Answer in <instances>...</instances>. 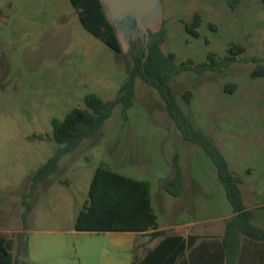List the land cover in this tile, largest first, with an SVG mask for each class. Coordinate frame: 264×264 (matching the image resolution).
I'll return each instance as SVG.
<instances>
[{"label": "rangeland", "instance_id": "rangeland-1", "mask_svg": "<svg viewBox=\"0 0 264 264\" xmlns=\"http://www.w3.org/2000/svg\"><path fill=\"white\" fill-rule=\"evenodd\" d=\"M162 3V29L151 42L174 54L177 64L198 67L211 63V56L218 65L178 75L171 82L177 103L195 128L230 157L245 204L261 207L264 75L253 74L264 67V0ZM139 45L144 48L139 41L128 53L115 52L84 29L70 0H0V236L11 242L14 264H100L102 251L111 250L108 235L74 228L85 200L75 176L81 172L83 180L91 181L100 162L113 167L117 160L135 176L162 172L164 180H152L154 202L178 170L196 201L179 219L213 220L232 211L214 162L200 145L183 137L158 90L141 78L133 106L125 113L121 103L116 105L101 132L65 155L44 183L65 184L69 178L72 185H43L36 196L26 197L33 174L61 147L54 140L52 120L62 121L74 108H84L88 94L105 101L118 98ZM232 47L243 51L230 54ZM120 128H135L137 139L117 140ZM25 200L31 211L24 220ZM168 203L164 212L156 204L155 209L172 219ZM253 212L264 216L263 208Z\"/></svg>", "mask_w": 264, "mask_h": 264}, {"label": "trees", "instance_id": "trees-1", "mask_svg": "<svg viewBox=\"0 0 264 264\" xmlns=\"http://www.w3.org/2000/svg\"><path fill=\"white\" fill-rule=\"evenodd\" d=\"M70 2L78 11L84 29L115 52L121 53L115 30L108 21L100 0H70ZM186 29L197 37V32L192 28L186 27ZM242 51L240 47L229 49L230 54ZM209 60L211 63L191 67L189 63L177 64L175 55L165 54L156 43L151 42L147 57L144 48L139 45L135 50L129 82L118 98L105 101L96 94H88L83 100L84 108H74L62 121L52 120L53 137L61 147L33 174L31 191L26 197L31 196L41 183L56 173L64 155L73 152L85 139L92 138L101 131L105 122L112 116L116 105L121 103L125 113L133 106L136 80L141 78L158 90L169 115L183 137L200 145L214 162L234 213L227 223L223 237L227 264H238L243 238L264 241V230L254 227L251 223L252 212L244 205L240 189L241 180L231 172L227 160L216 145L201 130L195 128L183 113L171 87V82L185 70L191 69L196 73L215 70L217 63L211 56ZM263 75L264 67L262 72L253 74L254 77ZM189 97L188 93L187 101ZM164 189L173 196L182 194L184 184L178 170L176 175L166 182ZM150 192L148 183L124 177L99 166L90 188V205L78 215L76 230L79 232L128 231L134 229L132 224H127L128 218L130 221L135 220L137 227L133 231L144 232L151 228L153 232L149 234L150 237L159 238L161 241L143 258L134 257L131 264H176L186 250V240L182 236L158 230V218L151 207ZM23 203L25 220L30 214L31 205L26 200ZM19 238L18 253L22 255L25 248L24 235L20 233ZM0 264H14L11 242L2 236H0Z\"/></svg>", "mask_w": 264, "mask_h": 264}, {"label": "crops", "instance_id": "crops-1", "mask_svg": "<svg viewBox=\"0 0 264 264\" xmlns=\"http://www.w3.org/2000/svg\"><path fill=\"white\" fill-rule=\"evenodd\" d=\"M116 132L121 134L118 137H116L117 140L118 139L135 140L137 139V135H134V133H137L139 131H136L135 128H129L128 130H124L123 128H120V130ZM126 134L128 135L126 136ZM222 154L227 160L229 167L231 168L230 157L223 152ZM114 156L116 158H119V153L116 152ZM63 157L61 158L59 165ZM116 162L113 159L112 166L113 167L115 166L116 167L115 169H113V167H111L110 165L102 162L98 163L99 164L98 167L103 166L106 169L111 170L124 177L137 180L139 182L148 183L151 189L150 192L151 207L158 218L157 219L159 226L158 230L166 231L169 234H176L185 238L186 246H187L186 250L179 257L176 264H227L226 251L223 246V237L225 234L227 223L234 216L233 209L226 216L217 217L213 220L208 219L203 221H198V220L186 221L184 219H179L181 218V212H183L184 210L190 211L193 210L194 207H196L195 197L190 192L187 191L188 189L185 187V184H184V190L182 194L179 196L171 195L164 189V186H161L162 189L160 190L159 196L156 199V202H154L153 195H154L155 187L152 184L153 182L152 180H156V181L164 180L163 179L164 177L162 178L160 177L161 175H163L162 172L157 173L155 174L156 176H152L149 178H148V174H144V172L139 173V176L130 175L127 173V170L123 165L118 166ZM82 176L83 175L81 172L76 174L75 176V180L81 182V186H80L81 191L85 195L84 203L81 205V207L78 209L75 215V223H74L75 231H77L76 221L78 215L80 214L81 211H83L87 206L90 205L89 204L90 188L93 179H91V181L86 179L83 180ZM50 177L46 179L43 183H41L32 195L36 196V194H38V192L43 187V185H46L47 188L48 187L50 188V186L53 184L66 185L68 187L72 185V181L69 178H65V184H62L61 180H58L55 183L53 182V184L50 185L44 184L46 183V181L50 179ZM241 185L242 184H240V186ZM99 189H102V187H99ZM260 192L261 189L258 191V193L260 194ZM242 198H243V194H242ZM167 202H169L168 205H170L169 217H172V219L168 218L164 213L162 215H158L156 213L155 204L159 206L162 212H164L166 210L165 206ZM244 205L246 206L247 210H250L252 212V220H251L252 225L256 228L264 230V223L260 221V220H264V216L261 215L257 216L253 212V210L256 208L264 209V203L261 207H249L245 204V202ZM173 218H176L175 219L176 221H173ZM255 221L258 222V224H260V226L262 227L255 225L254 224ZM127 224H132L134 229H130L128 231H106V232L81 231L82 233H103L108 235L109 237L108 243L111 246V250L102 251L99 260L100 264H131L134 257L137 256L138 258H143L149 250L155 248L161 241V239L159 238L152 239L150 237L149 234L153 232L151 228L148 231H144V232L133 231L136 230L135 228L137 227V222L135 220L130 221L129 218ZM238 264H264V241H256L251 238L244 237L242 241V250L238 260Z\"/></svg>", "mask_w": 264, "mask_h": 264}, {"label": "water", "instance_id": "water-1", "mask_svg": "<svg viewBox=\"0 0 264 264\" xmlns=\"http://www.w3.org/2000/svg\"><path fill=\"white\" fill-rule=\"evenodd\" d=\"M100 2L115 30L121 52L128 53L133 45L140 41L147 57L152 36L162 29V0H100Z\"/></svg>", "mask_w": 264, "mask_h": 264}]
</instances>
